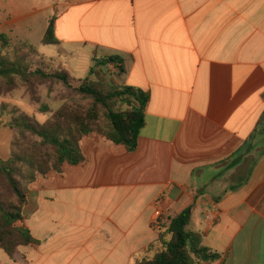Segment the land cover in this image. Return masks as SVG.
Listing matches in <instances>:
<instances>
[{
	"label": "crops",
	"instance_id": "1",
	"mask_svg": "<svg viewBox=\"0 0 264 264\" xmlns=\"http://www.w3.org/2000/svg\"><path fill=\"white\" fill-rule=\"evenodd\" d=\"M53 2L57 46L122 57L146 125L135 152L92 133L84 163L30 185L38 245L0 264H137L158 246L157 214L189 208L220 256L202 264H264V0Z\"/></svg>",
	"mask_w": 264,
	"mask_h": 264
},
{
	"label": "trees",
	"instance_id": "2",
	"mask_svg": "<svg viewBox=\"0 0 264 264\" xmlns=\"http://www.w3.org/2000/svg\"><path fill=\"white\" fill-rule=\"evenodd\" d=\"M56 20V16L49 20L42 44L60 45ZM51 66L54 65L32 45L19 42L13 46L7 35H0V93L12 92L18 80L30 88L37 82H55L63 85L72 98L45 123L32 122L28 115L12 114L8 120L0 119V128L41 139L53 157L50 164L32 154H15L8 160L0 157V249L10 256L21 246L38 245L25 224L30 185L51 171L62 174L65 164L84 163L81 141L92 133L135 152L146 125L149 98L135 87L120 84L119 77L126 72L122 57L94 59L85 80L73 79L62 66ZM109 66L117 69V79L108 74ZM191 221V208L166 220L158 246L145 252L137 264H202L218 260L220 256L211 253L202 237L189 229Z\"/></svg>",
	"mask_w": 264,
	"mask_h": 264
},
{
	"label": "rangeland",
	"instance_id": "3",
	"mask_svg": "<svg viewBox=\"0 0 264 264\" xmlns=\"http://www.w3.org/2000/svg\"><path fill=\"white\" fill-rule=\"evenodd\" d=\"M53 1L0 0V34L8 35L13 46L24 42L35 47L54 65L51 69L62 66L73 79L85 80L93 67V58L87 52L79 48L80 51L74 58L72 45L60 47L42 44L49 20L61 12L59 10L55 14L51 7ZM36 10L40 11L36 12ZM107 72L117 79L118 71H114L113 66H109ZM71 100L68 91L59 83L37 82L30 88L18 80L17 87L12 92L0 93V119L8 120L12 114L28 115L32 122L45 123ZM15 154H25V157H30L32 154L41 156L40 158L48 163L53 161L51 149L44 145L41 139L30 134L23 136L14 129L0 128V157L8 160ZM23 170L27 171V168L23 167ZM51 173L55 172L51 171L49 174Z\"/></svg>",
	"mask_w": 264,
	"mask_h": 264
},
{
	"label": "built area",
	"instance_id": "4",
	"mask_svg": "<svg viewBox=\"0 0 264 264\" xmlns=\"http://www.w3.org/2000/svg\"><path fill=\"white\" fill-rule=\"evenodd\" d=\"M114 71H117V69L114 68ZM162 216L163 215L159 212L152 222V227L157 230L159 234L163 233L164 231V219Z\"/></svg>",
	"mask_w": 264,
	"mask_h": 264
},
{
	"label": "water",
	"instance_id": "5",
	"mask_svg": "<svg viewBox=\"0 0 264 264\" xmlns=\"http://www.w3.org/2000/svg\"><path fill=\"white\" fill-rule=\"evenodd\" d=\"M141 97V95H139Z\"/></svg>",
	"mask_w": 264,
	"mask_h": 264
}]
</instances>
